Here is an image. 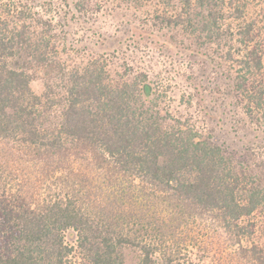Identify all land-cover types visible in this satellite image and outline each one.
I'll return each mask as SVG.
<instances>
[{
  "label": "trees",
  "instance_id": "1",
  "mask_svg": "<svg viewBox=\"0 0 264 264\" xmlns=\"http://www.w3.org/2000/svg\"><path fill=\"white\" fill-rule=\"evenodd\" d=\"M195 1L178 20L219 33L227 1L221 11ZM239 1L228 0L240 22L228 99L260 132L264 28ZM30 5L0 0V264H126L128 249L138 264H264L252 221L264 212V161L173 116L146 74L115 80L100 61L67 71L51 22ZM196 89L211 116L203 81Z\"/></svg>",
  "mask_w": 264,
  "mask_h": 264
},
{
  "label": "rangeland",
  "instance_id": "2",
  "mask_svg": "<svg viewBox=\"0 0 264 264\" xmlns=\"http://www.w3.org/2000/svg\"><path fill=\"white\" fill-rule=\"evenodd\" d=\"M183 3L184 0H19V5L31 4L36 14L51 22L48 33L57 48L51 54L64 63L67 71L100 61L115 80H134L146 74L159 88L162 107L173 116L192 118L200 129L217 135L220 142L244 154L251 151L257 160L264 161V131H257L258 126L251 123L243 105L228 99V78L239 70L229 59V51L237 50L233 45L240 22L232 19L228 0H213L212 10L221 11L225 5L224 12L216 13L219 18L223 15L221 27L212 37L203 36L190 23L178 20L179 15L187 16L191 11ZM243 3L248 20L264 28V0H240L237 6ZM165 17L168 21L163 20ZM202 81L211 116L201 112L204 100L196 86ZM32 87L36 93L43 91L44 74L40 70L35 72ZM9 189L7 186L8 195ZM252 221L257 225L254 240L264 246V212L256 214ZM125 256L126 264L139 263L136 250H126Z\"/></svg>",
  "mask_w": 264,
  "mask_h": 264
}]
</instances>
